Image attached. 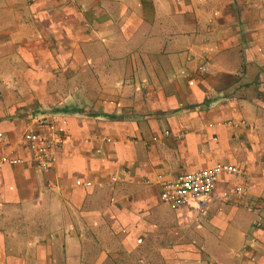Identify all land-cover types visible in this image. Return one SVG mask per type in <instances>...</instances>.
Here are the masks:
<instances>
[{
	"label": "crops",
	"instance_id": "1",
	"mask_svg": "<svg viewBox=\"0 0 264 264\" xmlns=\"http://www.w3.org/2000/svg\"><path fill=\"white\" fill-rule=\"evenodd\" d=\"M39 117L63 143L0 165V264H264V0H0V157ZM217 164L242 205L165 212L156 175Z\"/></svg>",
	"mask_w": 264,
	"mask_h": 264
},
{
	"label": "built area",
	"instance_id": "2",
	"mask_svg": "<svg viewBox=\"0 0 264 264\" xmlns=\"http://www.w3.org/2000/svg\"><path fill=\"white\" fill-rule=\"evenodd\" d=\"M197 72L204 75L207 73V68L200 66L197 68ZM220 125L228 127L247 126L244 121L236 120H228L220 123ZM167 135H169V132H165V136ZM100 141L102 143L109 142L105 138L100 139ZM62 143V137L55 133L51 120L47 117H39L31 121L23 135L16 141L15 146L11 147L10 153L0 157V165L13 166L21 164L22 160L13 157V153L17 148H22L30 154V159L37 171L42 174L50 173L57 163L56 151ZM9 146V142L0 139V147ZM95 153L98 154L99 149ZM228 177L235 179L238 184L215 197L217 184L222 178ZM120 180L119 177L111 178L112 182ZM153 183L160 188L161 201L166 203L172 210L184 208L200 216L205 211L208 201L213 197L242 205L250 191L251 176L247 169L230 164H217L209 169L184 173L169 179L158 174L155 176ZM85 185L88 187L90 183ZM262 225L263 219L258 216L254 221V226L259 229ZM253 241L251 240V242Z\"/></svg>",
	"mask_w": 264,
	"mask_h": 264
},
{
	"label": "rangeland",
	"instance_id": "3",
	"mask_svg": "<svg viewBox=\"0 0 264 264\" xmlns=\"http://www.w3.org/2000/svg\"><path fill=\"white\" fill-rule=\"evenodd\" d=\"M134 2V1H133ZM115 33L116 34H118V32L115 30ZM121 33V32H120ZM122 35V34H121ZM140 36H138V34H137V36L132 40V42L134 43H136L137 41H142V40H140V39H142V38H139ZM131 42V43H132ZM164 210H165V212L166 213H168V214H170V216L172 215V212H171V208L166 204V203H164ZM225 248H228L229 247V245H226V246H224ZM202 264H205L206 263V259L203 257L202 259Z\"/></svg>",
	"mask_w": 264,
	"mask_h": 264
}]
</instances>
